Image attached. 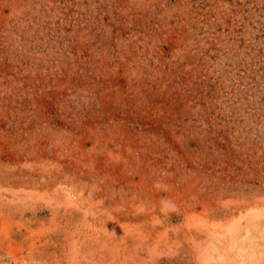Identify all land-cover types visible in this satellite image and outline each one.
Here are the masks:
<instances>
[{
    "label": "rangeland",
    "instance_id": "374dc122",
    "mask_svg": "<svg viewBox=\"0 0 264 264\" xmlns=\"http://www.w3.org/2000/svg\"><path fill=\"white\" fill-rule=\"evenodd\" d=\"M0 264H264V0H0Z\"/></svg>",
    "mask_w": 264,
    "mask_h": 264
}]
</instances>
